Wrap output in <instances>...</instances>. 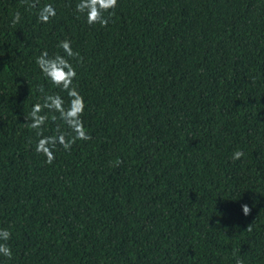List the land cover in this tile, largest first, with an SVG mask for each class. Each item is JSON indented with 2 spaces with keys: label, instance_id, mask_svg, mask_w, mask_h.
Here are the masks:
<instances>
[{
  "label": "trees",
  "instance_id": "obj_1",
  "mask_svg": "<svg viewBox=\"0 0 264 264\" xmlns=\"http://www.w3.org/2000/svg\"><path fill=\"white\" fill-rule=\"evenodd\" d=\"M77 2L0 0V264H264V0H118L107 27ZM64 39L91 139L49 165L24 123L68 106L35 62Z\"/></svg>",
  "mask_w": 264,
  "mask_h": 264
},
{
  "label": "clouds",
  "instance_id": "obj_2",
  "mask_svg": "<svg viewBox=\"0 0 264 264\" xmlns=\"http://www.w3.org/2000/svg\"><path fill=\"white\" fill-rule=\"evenodd\" d=\"M27 9H37V19L41 23H48L56 16V10L52 4H44L40 6V0H22ZM118 0H78L75 11L79 14L77 18L83 16L88 25H99L107 27L109 20L114 16V9L117 7ZM107 13V15H105ZM21 20V13L16 12L11 19V26L15 27ZM58 47L63 50L64 55L49 56L45 50L36 57V64L46 80L55 85L61 91L66 92L68 96V106L65 107L64 98L57 94H49L43 97V103H35L32 105L31 111L25 117L24 126L37 131L40 137L35 144V151L45 157V163L51 165L55 160V151L57 147H62L65 151H70L72 145L77 140L87 141L91 136L85 129L84 122L81 119L85 110V98L79 91L73 87V81L77 76L76 69L70 60L78 53L74 52L71 41L64 39L58 42ZM43 92V88L40 89ZM47 110V112H45ZM48 112L53 113L51 119L62 122L65 126L61 129L59 126L55 134L45 136L43 127L49 120ZM58 113L59 115H55ZM244 153L240 150L233 152L231 159L233 161L240 160ZM242 211L245 216L250 214V207L242 204ZM251 230V225L247 228ZM11 231L9 229L0 228V256L11 260L13 252L8 241L11 239ZM235 264H243L239 258Z\"/></svg>",
  "mask_w": 264,
  "mask_h": 264
}]
</instances>
